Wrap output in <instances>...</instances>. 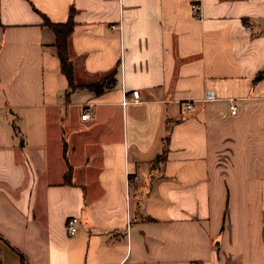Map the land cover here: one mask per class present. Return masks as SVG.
Wrapping results in <instances>:
<instances>
[{"label":"crops","instance_id":"obj_1","mask_svg":"<svg viewBox=\"0 0 264 264\" xmlns=\"http://www.w3.org/2000/svg\"><path fill=\"white\" fill-rule=\"evenodd\" d=\"M0 264H264V0H0Z\"/></svg>","mask_w":264,"mask_h":264},{"label":"trees","instance_id":"obj_2","mask_svg":"<svg viewBox=\"0 0 264 264\" xmlns=\"http://www.w3.org/2000/svg\"><path fill=\"white\" fill-rule=\"evenodd\" d=\"M44 22L46 25L51 26L56 34V46L57 53L61 59V69L69 78V83L72 88L75 87L74 83V69L71 55L69 54V37L72 34L75 28L74 22V11L71 10L69 17L65 20V22H54L49 19L46 15H44ZM109 79H99L95 83L90 84L89 86L94 89L96 92H102L106 87L112 83L113 77H108ZM71 175L70 171H67L66 180H69Z\"/></svg>","mask_w":264,"mask_h":264},{"label":"built area","instance_id":"obj_3","mask_svg":"<svg viewBox=\"0 0 264 264\" xmlns=\"http://www.w3.org/2000/svg\"><path fill=\"white\" fill-rule=\"evenodd\" d=\"M195 14L196 15H201V10H202V5L200 3L197 2V4H194L193 6ZM204 99L206 100H212L217 98V93L212 90V89H207L204 92ZM124 100H123V104H127V102L130 101H140L141 100V96H140V91L139 89H133L131 92V95H124ZM230 107L232 109L233 113H236L238 111V107L237 104H235L234 102H232L230 104ZM194 108V100L193 99H186L183 102V109L185 111H192ZM91 112L90 109L87 106L83 107L82 110V118H89L91 117ZM79 227V217L76 215H72L68 218L67 222H66V229L67 231L72 234V233H76Z\"/></svg>","mask_w":264,"mask_h":264}]
</instances>
